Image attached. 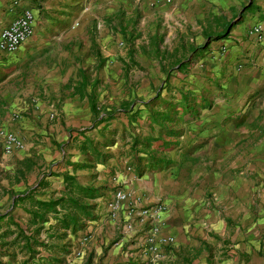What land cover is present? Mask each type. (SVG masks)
I'll list each match as a JSON object with an SVG mask.
<instances>
[{
  "label": "crops",
  "instance_id": "1",
  "mask_svg": "<svg viewBox=\"0 0 264 264\" xmlns=\"http://www.w3.org/2000/svg\"><path fill=\"white\" fill-rule=\"evenodd\" d=\"M24 8L33 14L31 34L15 52H0V127L23 144L4 153L0 143V213L29 221L32 202L65 195L64 174L75 176L81 185L105 176V162L89 164L77 149L79 130L94 118L89 102L81 98L88 97L86 87L94 80L89 83L77 62L84 52L93 61L105 60L107 55L97 50L95 27L107 32L117 28L125 40L130 37L127 62L116 58L122 69H142L135 60L140 54L168 77L181 74L177 82L166 80L156 87L174 95H159L154 101L157 107L177 111H171L168 123L181 133L160 137L178 143L160 152L166 164L151 166L153 144L130 148L133 135L157 134L148 127L144 102L149 99L139 109L125 111L124 133L137 115L140 124L122 138L116 134L110 168L116 174L113 184L128 197L113 218L106 208L112 191L98 190L93 198L83 199L92 206V217L84 222L90 234L86 245L98 253L104 243L101 264H264V0H0V29ZM138 23L147 27L144 34ZM203 29L212 37L206 38ZM222 30L225 35L216 37ZM164 34L176 37L175 44H164ZM151 42L167 57L189 59L186 71L165 60L159 63ZM71 56L79 81L70 85L61 76H66L64 64ZM42 74L60 78L63 90L57 86V98L48 96ZM52 106L58 107L60 120H51L56 115ZM183 106L187 109L181 115ZM15 112H20L16 118ZM83 161L87 165L81 167ZM128 203H160V234L173 236V242L148 256L147 225L134 222L131 230L125 228ZM48 215L39 230L42 238L55 224V215ZM27 225L28 230L34 226ZM219 236L221 243L213 239ZM213 251L217 259H212Z\"/></svg>",
  "mask_w": 264,
  "mask_h": 264
},
{
  "label": "rangeland",
  "instance_id": "2",
  "mask_svg": "<svg viewBox=\"0 0 264 264\" xmlns=\"http://www.w3.org/2000/svg\"><path fill=\"white\" fill-rule=\"evenodd\" d=\"M137 29L142 31L144 34L147 30V27L138 23ZM112 30L107 32L102 29L101 25H96L95 27L94 36L96 39L97 50L99 54L101 53L107 55L105 60H103L101 63H99L97 59H94L93 61V57L84 52L83 56L80 55L81 57L77 62V65L83 68V71L85 72L84 74L88 76L89 83L94 80L93 85L89 84L86 87L85 92L89 94L88 97H81L83 98L82 103L86 100L89 102L91 100L89 98H92L94 108H92V111L89 109V111L92 113L94 118L93 120L89 119V122L85 124L84 128L81 130L87 131L94 127V130L90 132L91 135H87V137L92 140V146L97 153L93 155L90 153H85L83 155H85V161L89 162V164H91V162L92 164L105 162L107 170L103 172L105 175L104 177L101 176L100 178H95L94 176L93 184L95 185H85L95 187L101 186L98 189L101 192H105L107 190L112 191L118 188L117 183L113 184L116 174L113 173L110 168V155L112 154L111 147L113 148L114 143L118 141L116 134L122 138L123 136H126L129 131L135 132L136 127L138 128V125L140 124L139 120H137L139 118L137 115V119H132L131 129L128 127V132L124 133L122 129V121L125 111L123 110L130 111L133 107L139 109L138 106H140L143 101L153 97L156 92H159L160 99L170 95L173 96L174 94L172 95L166 89L159 91L156 90V87L160 86V84L166 80L169 84H173L178 78L181 77L180 73H174L168 77V74L159 72L155 61L150 59L146 60L140 54L135 56V60L140 64L142 69L133 66H126L125 69H122V67H120L121 62H119V59L117 60L116 58H122L127 62L126 41L129 40L130 37H127V40H125V38H123L117 31V28H112ZM194 31L195 30H189L190 33H193ZM167 36V34H164V44L166 43V45H174L176 37H169L167 39ZM139 40L140 38L137 41L139 42ZM75 63L76 60L73 58V56H71L70 59L67 60V63L64 64V71H67L66 76H61V78L66 77L65 81L70 85L73 84L72 82L76 83V81L79 79V76L76 75L77 71H74L72 68V66H75ZM42 76L44 77L43 83L46 84L48 86L47 89H49V91H47L48 96L53 93L56 94L54 97L57 98L58 87L63 90V84L60 82L57 83V79L60 78H57L58 76L44 74H42ZM92 86L94 87L92 88ZM70 92L71 90L68 88L66 94ZM70 98L73 99L72 96H70ZM33 99L34 98H31L30 101ZM132 110L134 111V109ZM51 113H56V115L53 114L54 116L51 118V120L54 121L55 117L58 120L61 119L59 116L58 107L52 106ZM142 114L143 112L141 111V115ZM18 115H20V112H15V118ZM108 116H116L118 119L114 117V119H108L101 122L98 121L100 117L104 118ZM164 126L167 129H171L173 127V123H166ZM1 128L2 127H0V129ZM2 151L6 153L3 148ZM115 170H117V168H115ZM107 179L111 181L107 182ZM13 216H11L12 220L17 222L27 232L32 230H28V228L26 229L25 227L29 223L28 221L18 218L15 216V214ZM49 216L50 215H47V217ZM85 221L86 219L81 221L82 225L79 226V229L75 230V232L66 230L65 236L63 238L54 241V244H56L54 249L46 250L42 247H36L35 250H37V252L31 254L24 247H22V238H20L19 235L16 236L18 234L17 229H15L13 225L8 224L10 219L1 218L0 264H45L46 259H41L45 257L63 260L58 264H101L105 256V245L104 243L99 245L100 252L98 253L93 250L92 246L89 247L86 245L88 243V236L90 234L84 231ZM77 231H80V233L77 234ZM36 238L38 240L46 239L45 236L42 238L40 231L38 232ZM213 239L215 242L221 243L222 237L219 236L218 238ZM96 245L98 246V244ZM58 247L65 251H58ZM211 253L213 254L212 259L218 258L219 254L215 253V251ZM147 254L148 256L150 255V253ZM50 263L52 264L53 262L50 260Z\"/></svg>",
  "mask_w": 264,
  "mask_h": 264
},
{
  "label": "trees",
  "instance_id": "3",
  "mask_svg": "<svg viewBox=\"0 0 264 264\" xmlns=\"http://www.w3.org/2000/svg\"><path fill=\"white\" fill-rule=\"evenodd\" d=\"M248 7V6H246ZM245 7V8H246ZM228 24V23H227ZM226 28V26H225ZM224 28V30H225ZM224 30H222L219 34L216 35V37H223L225 35ZM203 34L206 38H211V34L207 32V30H202ZM152 44V54L154 57L158 58L159 63L162 62V60L167 61L169 63L170 67L173 68L174 65L177 70L186 71L188 65L190 64V60L185 58H170L167 57V52L165 50H160L156 42H151ZM184 49V46H182ZM182 49V50H183ZM189 51L195 50V48L188 47ZM176 52V50H175ZM174 52V53H175ZM174 53H171L172 56ZM134 65H137L133 62ZM171 68V69H172ZM85 80L86 77H85ZM182 97V95H180ZM159 98V92H156L155 95L147 102H144L147 107V120H148V127L150 130H156L157 134H147L145 136L140 135H133L130 148L131 149H148L150 145L153 144L152 150L150 151L148 155V161L151 166H162L163 164H166L168 160L165 158V155L160 154V152L164 153L165 151L169 150L173 146L177 145V140H164L163 136H177L181 131L178 130H172L167 129L164 124L170 122V113L171 111L173 113H177L175 110H170L166 107H157L154 105V101ZM89 101L91 109L94 108L92 98ZM184 96L183 99L184 100ZM165 102V101H164ZM165 105H170L171 103L169 101H166L164 103ZM182 105V101L180 102ZM186 105V104H183ZM184 106L181 107V115H183L186 111L183 110ZM126 111V110H123ZM112 116L108 117H100V121H105L110 119ZM85 130L79 131V133L82 135V140L77 145V149L80 153H90L91 155L96 154V150H94L92 146V140L88 138L87 136L83 135ZM172 133V134H171ZM157 143V144H154ZM140 148H139V147ZM159 151V153H157ZM78 163H76L77 165ZM86 162L81 163V167L86 166ZM78 166V165H77ZM64 181L65 184L68 186L65 191V195H60L56 198H50L47 200H41L37 199L34 202H32V211L30 212L31 218L28 221L29 224H34L32 227V230L30 232H27L24 228H22L17 222L13 221L11 216H8V212L0 214L1 218L10 219V222L8 224H11L14 226L15 229H17V235H19L20 238H22V247H24L29 253L34 254L37 252L36 247H42L46 250H52L56 246L54 244L55 240H59L65 236L66 230L69 231H75L76 228L82 225V220L92 217L91 211L92 206L88 204L83 199H91L95 196L96 192L98 191L99 187L94 186H88V185H81L77 183L75 176L70 174H64ZM101 187V186H100ZM29 189L28 191H30ZM59 211H61L60 214ZM48 213H52L55 215L54 220L55 224H52L48 227L49 232L45 233V240H38L36 237L38 235L39 230L41 229V224L48 220ZM26 229L28 225L25 226ZM47 229V230H48ZM62 248L58 247V251H65L61 250ZM51 258V257H50ZM43 258L45 260V264H51V262L57 264L60 259L57 258ZM52 263V264H53Z\"/></svg>",
  "mask_w": 264,
  "mask_h": 264
},
{
  "label": "built area",
  "instance_id": "4",
  "mask_svg": "<svg viewBox=\"0 0 264 264\" xmlns=\"http://www.w3.org/2000/svg\"><path fill=\"white\" fill-rule=\"evenodd\" d=\"M33 23V14L29 8H24L14 17L6 26L0 29V52L13 53L21 43L31 34ZM259 27L254 28V32H259ZM0 143L5 152H12L23 147L22 141L17 138L12 132L1 128ZM130 171V166L126 167ZM128 193L121 188L112 190L110 197L106 201V208L113 218L114 212L119 209L120 203L127 200ZM126 224L125 228L132 229V225L136 222L139 225L146 224L145 244L147 251L150 254H155L160 246L171 244L173 236L161 235V213L163 206L160 203H152L144 206H132L128 203L125 209Z\"/></svg>",
  "mask_w": 264,
  "mask_h": 264
}]
</instances>
